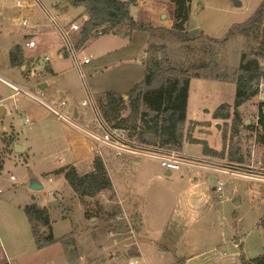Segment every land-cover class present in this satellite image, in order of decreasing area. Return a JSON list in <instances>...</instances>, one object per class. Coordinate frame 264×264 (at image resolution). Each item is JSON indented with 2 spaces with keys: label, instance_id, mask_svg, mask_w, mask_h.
I'll return each mask as SVG.
<instances>
[{
  "label": "rangeland",
  "instance_id": "374dc122",
  "mask_svg": "<svg viewBox=\"0 0 264 264\" xmlns=\"http://www.w3.org/2000/svg\"><path fill=\"white\" fill-rule=\"evenodd\" d=\"M42 1L64 25L77 22L82 26L83 16L88 15L82 5L67 0ZM239 1L240 6L234 0H192L186 27L189 32L199 27L193 41L182 42L160 32L152 37L140 30L131 36L110 33L92 37L79 50L80 58L94 56L83 68L89 89L94 96L114 91L127 100L130 90L145 77L141 58L151 44L165 45L166 54L176 65L201 64L209 57L208 37L224 38L233 24L247 20L264 2ZM174 9L172 0H136L130 7L135 20L156 28H172ZM24 18L28 19L27 26L21 25ZM36 25L37 46L29 48L25 43L33 37L28 34ZM16 44L23 48L25 70L11 64V50ZM63 46L59 33L35 0H0V104L6 109L0 119V234L12 249L6 247L7 257L0 248L1 264H130L135 259L138 264H178L182 257L186 264H244L245 260L264 255V183L257 180L225 176L220 194L211 181L219 177L210 171L182 167L168 175L169 170L155 159L117 156L107 147H102L101 157L114 184L111 191L83 196L64 176L52 173L58 167L52 159L60 156L66 157L65 166L74 163L79 174L91 171L94 142L27 94L10 98L15 90L1 77L39 94L84 124L90 118L85 113L88 109L81 105L87 90L72 58L60 56ZM260 46H264V24L258 40L236 34L216 46L219 73L224 80L193 76L197 72L204 75L205 70L189 71L192 77L181 149L186 154L204 155L205 141L210 148L225 152L224 156L210 155L214 162L242 167L250 173L264 168V140L259 138L264 130L257 134L254 126L259 97L241 102L234 81L242 53ZM156 56H164L162 48ZM61 91L67 102L64 106L59 103ZM223 104L230 106L231 117L216 119L215 113ZM237 111L242 121L238 132L234 129ZM129 115L128 110L123 113L124 117ZM134 123L129 121L126 127L139 144L169 148L159 142H143L140 129L132 127ZM15 142L27 150L16 151ZM31 173L44 188H30ZM238 199L240 203L236 204ZM32 203L48 209L54 236L63 240L40 250L34 239L27 254L14 257L15 246L27 248L34 238L25 211ZM106 221L113 224L107 226ZM136 251L138 254H130Z\"/></svg>",
  "mask_w": 264,
  "mask_h": 264
},
{
  "label": "trees",
  "instance_id": "16d2710c",
  "mask_svg": "<svg viewBox=\"0 0 264 264\" xmlns=\"http://www.w3.org/2000/svg\"><path fill=\"white\" fill-rule=\"evenodd\" d=\"M136 0H76L74 5H82L89 18H83L82 28L79 32L78 46L81 47L92 37L104 34H121L131 36L134 31L148 32L152 37L157 33L174 36L182 42L193 41L196 35L189 32L186 27L190 18L192 0H172L175 5V22L172 28H156L150 24L142 23L132 16L131 4ZM264 24V2L244 22L233 24L227 36L224 38L208 37L206 47L208 58L201 64L189 67L176 65L166 54L165 45L158 47L151 44L142 54V62L146 67L143 80L134 85L125 96L114 91L95 96L98 105L105 117L121 126H126L129 121H134L133 129L140 130V139L143 142H159L169 148L182 149L184 146V125L187 120V107L189 88L191 82V69L205 70V74L198 72L193 76L205 78L225 79L219 73V60L216 58V46L227 42L232 36L240 34L248 38L258 40L262 25ZM99 31L102 33L99 34ZM163 51V57H157L156 51ZM148 54V56H145ZM264 46L254 51H244L240 64L236 70L234 81L237 85L238 99L247 100L257 95L256 83L264 74ZM25 63L24 51L20 44H16L11 50L12 66H21ZM228 104L221 105L215 113L216 119H229L231 113ZM128 110L130 115L124 117ZM235 131L242 124L240 116L235 113ZM121 118V119H120ZM250 127V126H247ZM264 130V127H263ZM260 141L264 140V134H259ZM203 151L207 155L224 156L225 152H218L210 148L204 141ZM233 152V153H232ZM234 156V150L230 152ZM3 162L0 158V171ZM55 176H64L76 193L83 196H96L104 190L113 189L112 180L108 174L107 166L101 156L93 160V169L85 174H79L72 165L62 166L52 172ZM28 219L32 225L33 235L38 248H43L63 239L56 238L53 233L51 216L48 209L37 203L28 204L25 207ZM107 226L112 225L106 221ZM112 223V224H111ZM106 224V223H105ZM41 226H47L48 230H40ZM130 254H138L131 252ZM178 264H186V258L178 259ZM244 264H264V255L245 260Z\"/></svg>",
  "mask_w": 264,
  "mask_h": 264
},
{
  "label": "built area",
  "instance_id": "2783aa9c",
  "mask_svg": "<svg viewBox=\"0 0 264 264\" xmlns=\"http://www.w3.org/2000/svg\"><path fill=\"white\" fill-rule=\"evenodd\" d=\"M39 4L42 11L44 12L46 18L49 20L51 25L59 33L61 39L63 40L64 46L61 50L62 55H69L74 63L75 68L79 71L80 76L83 80L84 86L89 91L88 83L83 71V68L86 64L90 63L94 56L92 54L86 55L83 58H80L79 53L82 48L78 46L79 41V32L82 28L77 22H71L69 25L62 24L57 15L43 3L42 0H35ZM21 5V2H17ZM85 19V18H84ZM28 19L24 18L21 22V25L27 26ZM78 33V36L74 34ZM102 32L99 31V34ZM28 35L33 37L26 41V46L29 48H34L37 46V41L34 37L36 35L35 29L33 32H30ZM46 61H49V57H45ZM14 89L17 91H22L27 94L32 100L37 101L45 105L52 113H54L58 118L66 121L72 126L80 130L84 135H86L92 142H94L93 148L97 155H102V147H107L108 149L115 152L117 156L124 154L131 155L135 159H144L150 158L155 159L160 162V164L169 171L179 170L182 167H187L189 169H202L210 171L214 174H217L219 178L215 176L213 181V189L216 192L222 194L224 186V177L225 176H236L247 178L250 180H257L264 183V168L260 167L255 173H250L243 169L242 167L232 166L231 164H226L224 162H214L211 160L210 155L202 156H190L186 154L181 149H170L162 146L149 147L142 144H139L138 140L132 135L131 130L126 126L118 125L114 122L108 120L103 112L101 111L98 102L94 94L87 93V98L84 99L81 103L82 106L88 109L86 115L90 114L89 120L80 124L70 118L68 115L64 114L58 109L57 106L49 104L46 100L41 98L39 94H35L30 91L28 88H22L13 82H8ZM256 88L258 89L257 96L259 97L258 104V114L254 120V126L256 133L258 134L259 130H263L264 127V74L261 79L256 83ZM43 95V92L40 93ZM61 106L67 104V102L61 98L59 101ZM77 117L79 116L78 110H75ZM253 150L256 146H252ZM222 161V160H221ZM60 162V160H59ZM49 181L52 182V177H49ZM137 259L130 261V264H138Z\"/></svg>",
  "mask_w": 264,
  "mask_h": 264
},
{
  "label": "crops",
  "instance_id": "0c3cea01",
  "mask_svg": "<svg viewBox=\"0 0 264 264\" xmlns=\"http://www.w3.org/2000/svg\"><path fill=\"white\" fill-rule=\"evenodd\" d=\"M83 18H85V15L83 16ZM37 25L36 26H34L33 28H32V30H31V32H33V30L35 29V31H36V34H37ZM26 44V43H25ZM61 57H64V56H66V55H62V53H61V55H60ZM48 68V70L51 72V73H55V71L52 69V67H50V66H48L47 67ZM2 78V80L5 82V83H7V85L9 84L8 82H13L12 80H10V79H8V78H5V77H1ZM14 83V82H13ZM10 85V84H9ZM11 86V85H10ZM19 86V85H18ZM12 88H13V86H11ZM14 89V88H13ZM15 90V93H12V94H10L9 96H10V98H15V96L16 95H18V94H22L23 92L22 91H17L16 89H14ZM87 93H91V94H94V92L92 93L91 92V90L89 89V91L87 92ZM60 95H61V98L64 96V92L63 91H61L60 92ZM3 100V98L1 97V95H0V103H1V101ZM6 115V109L3 107V106H1V104H0V119H2V118H4V116ZM75 116L77 117V114H76V112H75ZM65 125V124H64ZM71 125V124H70ZM4 127V129H6V126H3ZM8 131H9V129H7ZM14 141H15V139H14ZM16 143V142H15ZM14 143V144H15ZM20 145H21V143H20ZM21 146H25V145H21ZM27 148L28 147H26L25 146V150H27ZM91 149L94 151V148H93V145L91 144ZM95 152V151H94ZM97 155H96V152H95V154H94V158L96 157ZM94 158H93V160H94ZM59 160H60V162H59ZM66 161H67V159H66V157L65 156H60V157H53V159H52V162L54 163V164H57L58 165V167L57 168H55L54 170H56V169H58V168H60V167H62V166H65V164L64 163H66ZM70 165H72V166H74L75 167V164L73 163V164H70ZM92 166H93V162H92ZM92 169H93V167H92ZM91 169V170H92ZM53 170V171H54ZM52 171V172H53ZM196 179H197V177H195ZM114 185V184H113ZM56 237V236H55ZM57 238V237H56ZM60 238V237H59ZM35 238H33V236H32V240H30V241H28L29 243L27 244V248H22V246L21 245H18V247L17 246H15V253L13 254V256L14 257H17L18 255H24V254H27V252H28V249H30V246H31V243H32V241L34 240ZM7 243H5V240H4V238L2 237V235L0 234V248L2 249V251H3V255L4 256H7L8 257V254H7ZM44 248H46V247H43V248H41L40 250H42V249H44ZM8 250L9 251H12V249H9L8 248ZM9 259V258H8ZM2 262L0 261V264H1ZM9 264H12V263H9Z\"/></svg>",
  "mask_w": 264,
  "mask_h": 264
},
{
  "label": "water",
  "instance_id": "95a60500",
  "mask_svg": "<svg viewBox=\"0 0 264 264\" xmlns=\"http://www.w3.org/2000/svg\"><path fill=\"white\" fill-rule=\"evenodd\" d=\"M67 1H68L69 3H74L76 0H67ZM234 3H235L236 6H240V5H241V2H240L239 0H234ZM88 18H89V16H88V15H85V20H87ZM198 29H199V27L192 28V29L190 30V33H191V34H195V33L198 31ZM216 58H218V54H216ZM21 66H22L23 70H25L26 67H27V64L24 63V64H22ZM241 102H242V99H241ZM249 123H250V122H248V124H249ZM217 126H218V128H220V127H221V124H220V123H217ZM14 145H15V150L18 151V152H22V151L25 150V146H21V145L18 144V143H15ZM136 163L139 164L140 162H139V161H136ZM167 174L170 175V174H171V171H168ZM211 181H212V183H213L214 178H212ZM29 186H30V188L33 189V190H37V189H42V188H44L43 183H42L39 179H37L33 173L30 174ZM235 203H236V204H239V203H240V200H239V199L236 200ZM104 225H106V224H104Z\"/></svg>",
  "mask_w": 264,
  "mask_h": 264
}]
</instances>
